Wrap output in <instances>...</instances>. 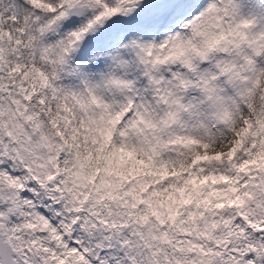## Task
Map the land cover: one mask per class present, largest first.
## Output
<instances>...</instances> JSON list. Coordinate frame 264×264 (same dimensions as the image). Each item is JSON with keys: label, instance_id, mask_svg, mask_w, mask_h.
Segmentation results:
<instances>
[{"label": "snow or ice", "instance_id": "1", "mask_svg": "<svg viewBox=\"0 0 264 264\" xmlns=\"http://www.w3.org/2000/svg\"><path fill=\"white\" fill-rule=\"evenodd\" d=\"M0 264H264V0H0Z\"/></svg>", "mask_w": 264, "mask_h": 264}]
</instances>
